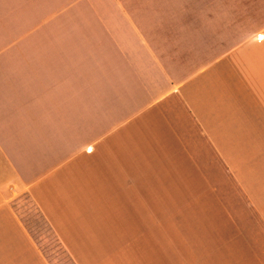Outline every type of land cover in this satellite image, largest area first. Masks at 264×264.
Masks as SVG:
<instances>
[{
	"label": "crops",
	"instance_id": "obj_1",
	"mask_svg": "<svg viewBox=\"0 0 264 264\" xmlns=\"http://www.w3.org/2000/svg\"><path fill=\"white\" fill-rule=\"evenodd\" d=\"M225 18L0 0V264H264V42Z\"/></svg>",
	"mask_w": 264,
	"mask_h": 264
},
{
	"label": "rangeland",
	"instance_id": "obj_2",
	"mask_svg": "<svg viewBox=\"0 0 264 264\" xmlns=\"http://www.w3.org/2000/svg\"><path fill=\"white\" fill-rule=\"evenodd\" d=\"M255 1V2H254ZM259 0H253L252 3L254 2V4H256V2ZM239 1H238V9H239ZM250 5L251 3L249 2V0H246L245 6ZM235 2L234 0H224V9L226 12V25H233V24H242V25H253L252 26V30L251 32H246L245 34H241V41H251L254 40V38H257L258 40L264 42V18H243V17H235ZM247 9V8H246ZM256 26L260 27L258 30L259 33H254V28ZM254 31V32H253ZM66 264H69V262L67 261Z\"/></svg>",
	"mask_w": 264,
	"mask_h": 264
}]
</instances>
